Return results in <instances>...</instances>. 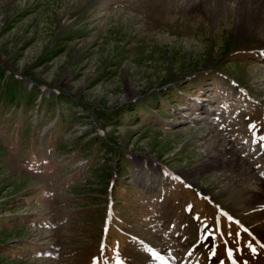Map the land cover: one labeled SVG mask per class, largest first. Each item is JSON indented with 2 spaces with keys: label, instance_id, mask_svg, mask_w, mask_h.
Instances as JSON below:
<instances>
[{
  "label": "rangeland",
  "instance_id": "1",
  "mask_svg": "<svg viewBox=\"0 0 264 264\" xmlns=\"http://www.w3.org/2000/svg\"><path fill=\"white\" fill-rule=\"evenodd\" d=\"M230 145L264 181V0H0V264H264Z\"/></svg>",
  "mask_w": 264,
  "mask_h": 264
},
{
  "label": "bare ground",
  "instance_id": "2",
  "mask_svg": "<svg viewBox=\"0 0 264 264\" xmlns=\"http://www.w3.org/2000/svg\"><path fill=\"white\" fill-rule=\"evenodd\" d=\"M263 11V10H262ZM212 132V130H210ZM209 131V133H210ZM208 136V135H206ZM205 136V137H206ZM204 137V139H205ZM227 149V147H226ZM225 149V150H226ZM228 152L231 154V159H229V161L227 160L225 163L228 164L229 167H231V169H229V173L230 174H227L226 172L225 173H222V178L225 180H229V184H232L234 182H237L239 181L240 179L241 180H244L245 178L247 179H250V180H256L258 182H261L263 181L261 179V177L259 176V173H254L253 170H251L250 166H248L247 164V161L246 159L244 158L243 159V155H242V152H240L235 145H230L228 147ZM227 154V153H226ZM232 156L234 159H232ZM227 157V156H226ZM236 157V158H235ZM228 158V157H227ZM225 160V159H224ZM224 163V165H225ZM222 164V163H221ZM254 169V168H253ZM255 176H256V179H255ZM240 182V181H239ZM242 182V181H241ZM248 182V181H247ZM228 184V185H229ZM256 186H257V189H249V194L254 198L256 199H264V181L263 183H256ZM254 187V186H252ZM256 188V187H255ZM251 199H249L248 201H250ZM163 255H165V261L167 264H178L177 262H175L172 258L168 257V254L166 253H163ZM164 262H161V264H166ZM182 264V263H181Z\"/></svg>",
  "mask_w": 264,
  "mask_h": 264
},
{
  "label": "trees",
  "instance_id": "3",
  "mask_svg": "<svg viewBox=\"0 0 264 264\" xmlns=\"http://www.w3.org/2000/svg\"><path fill=\"white\" fill-rule=\"evenodd\" d=\"M166 95H167V94H166ZM166 95H165V96H166ZM27 134H31V133H30L29 131H27Z\"/></svg>",
  "mask_w": 264,
  "mask_h": 264
}]
</instances>
